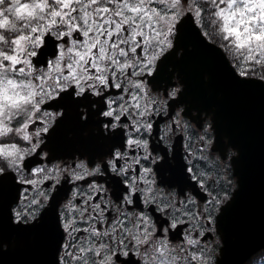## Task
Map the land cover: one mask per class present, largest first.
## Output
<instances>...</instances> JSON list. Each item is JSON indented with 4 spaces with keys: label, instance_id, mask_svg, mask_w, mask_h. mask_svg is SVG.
Instances as JSON below:
<instances>
[{
    "label": "snow or ice",
    "instance_id": "obj_1",
    "mask_svg": "<svg viewBox=\"0 0 264 264\" xmlns=\"http://www.w3.org/2000/svg\"><path fill=\"white\" fill-rule=\"evenodd\" d=\"M220 76L264 93V0H0V264H239L264 152Z\"/></svg>",
    "mask_w": 264,
    "mask_h": 264
},
{
    "label": "water",
    "instance_id": "obj_2",
    "mask_svg": "<svg viewBox=\"0 0 264 264\" xmlns=\"http://www.w3.org/2000/svg\"><path fill=\"white\" fill-rule=\"evenodd\" d=\"M224 88L228 95L218 106L220 130L223 133L229 132L234 138L243 142L251 160L256 162L264 152V93L258 90L238 93L229 88L226 82ZM248 182L250 195L258 203L261 184L259 170L255 165L249 169ZM262 248H264V237L257 232L238 246L231 258L242 264Z\"/></svg>",
    "mask_w": 264,
    "mask_h": 264
},
{
    "label": "rangeland",
    "instance_id": "obj_3",
    "mask_svg": "<svg viewBox=\"0 0 264 264\" xmlns=\"http://www.w3.org/2000/svg\"><path fill=\"white\" fill-rule=\"evenodd\" d=\"M249 264H264V253L259 257H257L254 261L250 262Z\"/></svg>",
    "mask_w": 264,
    "mask_h": 264
},
{
    "label": "clouds",
    "instance_id": "obj_4",
    "mask_svg": "<svg viewBox=\"0 0 264 264\" xmlns=\"http://www.w3.org/2000/svg\"><path fill=\"white\" fill-rule=\"evenodd\" d=\"M5 7L7 8V5H5ZM217 42H222V34H219L217 37Z\"/></svg>",
    "mask_w": 264,
    "mask_h": 264
},
{
    "label": "flooded vegetation",
    "instance_id": "obj_5",
    "mask_svg": "<svg viewBox=\"0 0 264 264\" xmlns=\"http://www.w3.org/2000/svg\"><path fill=\"white\" fill-rule=\"evenodd\" d=\"M216 155H217V153L212 152V153H210V158H214Z\"/></svg>",
    "mask_w": 264,
    "mask_h": 264
}]
</instances>
